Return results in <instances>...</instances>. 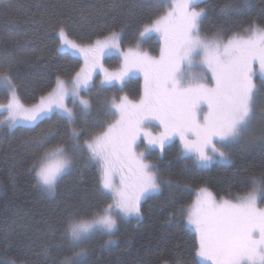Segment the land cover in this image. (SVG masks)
<instances>
[{
    "label": "snow or ice",
    "instance_id": "snow-or-ice-1",
    "mask_svg": "<svg viewBox=\"0 0 264 264\" xmlns=\"http://www.w3.org/2000/svg\"><path fill=\"white\" fill-rule=\"evenodd\" d=\"M201 4L207 5V0H155V17L137 26V49L148 34L158 33L163 42L159 59L121 48L127 24L119 31L72 39L58 20L57 52L71 50L83 63L67 79L57 74L30 105L18 94L22 60L0 54V92L7 99L0 103L5 117L0 126L33 131L30 144L42 153L32 165L37 184L55 192L58 181L74 170L78 156L85 155L96 166V190L107 201L67 221L61 235L74 257L62 264H86L91 236L113 235L118 217L142 216V201L159 194L163 186L170 195L184 189L178 180L165 179L159 163L175 141L176 158L185 161V168L189 161L194 168L208 167L214 160L231 164L235 149L264 142V107H256L257 93H264V16L259 23L249 20L240 31L221 26L209 35L203 29L207 11ZM252 6V0H227L219 11L228 18ZM114 54L123 62L119 72L104 68L105 58ZM136 71L144 73L139 100L105 97L103 118L92 117L93 92H111L117 84L123 91L126 78ZM153 128L160 129L158 134ZM230 195L232 199H217L202 186L191 204H178L173 214L194 230L195 256L206 264H264V210L257 207L258 201L264 203V174L251 178L244 195ZM49 231L54 234L51 225ZM42 251L46 257L49 249L42 246Z\"/></svg>",
    "mask_w": 264,
    "mask_h": 264
},
{
    "label": "trees",
    "instance_id": "trees-1",
    "mask_svg": "<svg viewBox=\"0 0 264 264\" xmlns=\"http://www.w3.org/2000/svg\"><path fill=\"white\" fill-rule=\"evenodd\" d=\"M154 2L0 0V54L11 53L22 60L17 76L22 102L27 105L36 102L57 74L67 79L82 66L79 55L57 52L58 20L64 22L65 31L72 39L99 35L107 29L119 31L122 24H127L121 43L127 49L137 46V26L155 17ZM226 2L207 0V5L201 4L207 11L203 29L209 35L221 26L240 31L248 26L249 20L256 19L259 23L264 16L261 12L264 0H252L250 10L230 13L228 18L219 11ZM226 19L235 23H225ZM143 48L157 56L161 42L151 36L143 42ZM105 65L117 68L120 58L109 57ZM118 88L93 92L92 117L103 118L101 104L105 97L126 95L138 101L144 84L141 78H130L124 83L123 91ZM0 102H7L3 92ZM32 135L33 131L26 127L0 126V264H62L65 259L73 258L74 251L61 235L63 227L71 217L90 214L107 203L96 190V166L85 155L78 156L74 170L58 181L55 192L38 185L32 165L42 153L31 146ZM177 148L178 142H174L159 163L165 179L178 180L185 185L184 189L170 195L168 187L163 186L159 194L142 202V216L120 221L111 236L101 232L92 235L86 245L89 248L86 264H201L195 256L197 236L183 217L173 214L174 208L178 204H191L202 186L218 198L244 195L251 178L264 174L262 141L235 149L231 164L215 161L205 168H194L191 161L185 168V161L176 158ZM168 161H172L171 165ZM49 225L54 234L49 231ZM42 246L49 249L46 257Z\"/></svg>",
    "mask_w": 264,
    "mask_h": 264
},
{
    "label": "rangeland",
    "instance_id": "rangeland-1",
    "mask_svg": "<svg viewBox=\"0 0 264 264\" xmlns=\"http://www.w3.org/2000/svg\"><path fill=\"white\" fill-rule=\"evenodd\" d=\"M151 36H155V37H157L158 39H159V41L161 42V49L163 48V42H162V40H161V38H160V36H159V34L158 33H155V32H152V33H150V34H148L142 41H140V43H139V49H137V46H135V47H130L131 49H133L134 51H136V50H139V51H142V52H145V53H147L150 57H152L153 59H159L160 58V54H161V52H160V54L159 55H157V56H153V55H151L148 51H146L144 48H143V42L146 40V39H148L149 37H151ZM121 48H122V46H121ZM123 49V48H122ZM129 48H127V49H123L124 51H127ZM61 52H68V53H71V54H74V55H79V54H77V53H75V52H73V51H71V50H68V49H65V50H62ZM112 56H115V57H118L119 58V54H114V55H112ZM111 56V57H112ZM82 58V57H81ZM107 58H109V57H106L105 58V60L103 61V64H104V68H106L109 72H119L120 70H121V68H122V59H120V65L117 67V68H108L106 65H105V63H106V59ZM82 61H83V58H82ZM100 75H101V78H103L102 77V73H100ZM130 78H141L142 79V81H143V84H144V73L143 72H141V71H136V72H134V73H132L129 77H127L126 78V80H125V82L128 80V79H130ZM97 83V86H99V82L97 81L96 82ZM256 83L257 84H259V80L257 79L256 80ZM117 87H120V85H116ZM132 101H134V100H132ZM0 103H7V102H0ZM69 106H71V105H69ZM256 107H257V111H259V109L261 108V107H264V93H262V92H258L257 93V95H256ZM5 117L2 115V119H4ZM2 128H8V127H6V126H1ZM18 127V126H17ZM14 128H16V127H12V128H9V129H14ZM159 128H153V129H151V131L154 133V134H158V132H159ZM175 142H178V140L177 141H175ZM85 157V156H84ZM215 161H219V160H214L213 162H215ZM219 162H221V161H219ZM197 192V191H196ZM217 199H220V198H218V197H216ZM227 199H232V198H227ZM143 202V201H142ZM142 204V203H141ZM257 207L258 208H260V209H262V210H264V203H260L259 201H258V204H257ZM131 218H138V217H136V216H132V217H129V218H126V219H123V218H117V224H119V222L120 221H122V220H128V219H131ZM185 219V218H184ZM185 223H186V220H185ZM186 225H187V223H186ZM187 227L193 232V233H195L194 232V230L191 228V226H188L187 225ZM198 260L200 261V263L201 264H206V262L205 261H202V260H200V258L198 257ZM164 264H169V263H164ZM207 264H210V262H207Z\"/></svg>",
    "mask_w": 264,
    "mask_h": 264
}]
</instances>
